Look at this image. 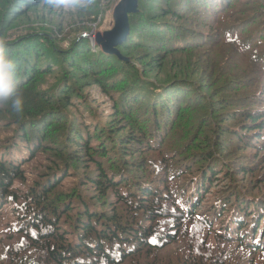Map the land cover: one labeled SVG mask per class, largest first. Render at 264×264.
Here are the masks:
<instances>
[{"label": "trees", "instance_id": "trees-1", "mask_svg": "<svg viewBox=\"0 0 264 264\" xmlns=\"http://www.w3.org/2000/svg\"><path fill=\"white\" fill-rule=\"evenodd\" d=\"M119 1L0 0L23 101L0 104V264H264V200L232 179L264 171V0H138L128 61L66 31Z\"/></svg>", "mask_w": 264, "mask_h": 264}, {"label": "rangeland", "instance_id": "rangeland-1", "mask_svg": "<svg viewBox=\"0 0 264 264\" xmlns=\"http://www.w3.org/2000/svg\"><path fill=\"white\" fill-rule=\"evenodd\" d=\"M64 2H65L64 10L66 12L75 11L73 8L74 6L72 5L71 2H69V1H64ZM113 8L107 9L109 11L108 13L107 12L101 13L98 16L96 22H93L91 24L80 22V18L78 17V15L76 13H65V17H66V19L64 20V22L66 23V25L64 23L65 29H66V31H68L74 27L72 39H81V35L83 33L86 34L87 37L92 40L91 43L93 44V47H95V45L93 43V40H95V37L94 36L92 37L90 35L91 32L85 33V26H87V27L91 26V28L97 29V25L99 23H101V26L103 27V31H107V30L112 29L113 25H114V20H113V11L114 10H113ZM58 16H59V14L56 15V17H58ZM59 21H63V20H59ZM43 25L47 27L48 31L53 30V28H54V27H51V25H54V24L48 23L47 24L48 26H47L44 23ZM14 31L15 30H13V29H10L9 31H7L8 38L11 36V34ZM55 35H57L58 38H61L63 34L61 32H59V30H55ZM67 45H68V43H65V46H67ZM53 69H56V67H53ZM49 79L51 80L52 78L50 77ZM87 92H90V94H91V98H88V101H89V103H93L92 105H93L94 112L97 111L98 113L102 114L105 118L110 119L111 114L114 112L112 102L107 101L106 98L104 96H102L98 90L88 89ZM88 110H89V108H88ZM79 115L81 116V118L84 121H87V119L89 118L90 115L94 116V113L89 114V112H86V113H80ZM8 137H11L10 131L5 132L2 135H0V141L3 138H8ZM258 150L259 149H255L254 151L249 150L247 152L248 157H244V159L247 160V159L253 158V157L257 156V153H259L258 154L259 158L264 157V151L263 150L258 151ZM254 162H255L256 166H259L257 169L264 168L263 162H258L256 160ZM233 171H235V170L233 169ZM237 172L238 171L234 172L232 179L234 182L236 181L235 184L238 185V189L236 190L233 187H231V184H229L228 180H217L214 183V186L211 189L209 196H208V197H212V198L207 200L201 206L202 209H205V207L207 205L212 203V201H213V199H215V197H220V196L223 197L222 193L226 192V191H230V190H232V191L236 190V193H237V191H239L240 195H242L241 196L242 199H244L245 196H251V197L255 196L257 198L264 200V182L259 180V178L264 176V171H261L258 177L250 176V175L238 176ZM71 178L73 180L76 179L75 177H71Z\"/></svg>", "mask_w": 264, "mask_h": 264}, {"label": "water", "instance_id": "water-1", "mask_svg": "<svg viewBox=\"0 0 264 264\" xmlns=\"http://www.w3.org/2000/svg\"><path fill=\"white\" fill-rule=\"evenodd\" d=\"M137 11L138 0H120L113 11V28L103 32L93 29L91 31L92 37H95L93 43L98 45L105 53L117 55L119 58L128 61L120 54L117 47L127 40L131 28L129 15L136 14Z\"/></svg>", "mask_w": 264, "mask_h": 264}, {"label": "clouds", "instance_id": "clouds-1", "mask_svg": "<svg viewBox=\"0 0 264 264\" xmlns=\"http://www.w3.org/2000/svg\"><path fill=\"white\" fill-rule=\"evenodd\" d=\"M83 35L87 37L86 34ZM0 104L10 105L17 113L23 111V101L15 80V64L2 48H0Z\"/></svg>", "mask_w": 264, "mask_h": 264}]
</instances>
